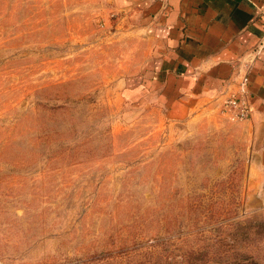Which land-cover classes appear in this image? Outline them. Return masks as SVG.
Here are the masks:
<instances>
[{"label": "rangeland", "instance_id": "1", "mask_svg": "<svg viewBox=\"0 0 264 264\" xmlns=\"http://www.w3.org/2000/svg\"><path fill=\"white\" fill-rule=\"evenodd\" d=\"M90 10L0 0V264H264L238 130L125 98Z\"/></svg>", "mask_w": 264, "mask_h": 264}, {"label": "crops", "instance_id": "2", "mask_svg": "<svg viewBox=\"0 0 264 264\" xmlns=\"http://www.w3.org/2000/svg\"><path fill=\"white\" fill-rule=\"evenodd\" d=\"M93 26L110 42L138 45L123 95L154 103L174 121L217 118L246 143V199L264 204V0H90ZM230 97L252 111L232 122ZM237 137V138H238Z\"/></svg>", "mask_w": 264, "mask_h": 264}, {"label": "built area", "instance_id": "3", "mask_svg": "<svg viewBox=\"0 0 264 264\" xmlns=\"http://www.w3.org/2000/svg\"><path fill=\"white\" fill-rule=\"evenodd\" d=\"M262 15L264 28V12ZM220 111L230 119L244 120L250 116L252 108L245 98L230 97L222 104Z\"/></svg>", "mask_w": 264, "mask_h": 264}]
</instances>
